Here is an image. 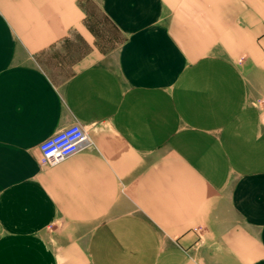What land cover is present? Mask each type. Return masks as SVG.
<instances>
[{
    "label": "crops",
    "instance_id": "0c3cea01",
    "mask_svg": "<svg viewBox=\"0 0 264 264\" xmlns=\"http://www.w3.org/2000/svg\"><path fill=\"white\" fill-rule=\"evenodd\" d=\"M0 264H264V0H0Z\"/></svg>",
    "mask_w": 264,
    "mask_h": 264
},
{
    "label": "built area",
    "instance_id": "2783aa9c",
    "mask_svg": "<svg viewBox=\"0 0 264 264\" xmlns=\"http://www.w3.org/2000/svg\"><path fill=\"white\" fill-rule=\"evenodd\" d=\"M88 144L87 131L81 124L68 125L40 143V162L48 166L56 165Z\"/></svg>",
    "mask_w": 264,
    "mask_h": 264
},
{
    "label": "rangeland",
    "instance_id": "374dc122",
    "mask_svg": "<svg viewBox=\"0 0 264 264\" xmlns=\"http://www.w3.org/2000/svg\"><path fill=\"white\" fill-rule=\"evenodd\" d=\"M102 19V18H101ZM108 24V23H107ZM108 27V30L110 31L109 32V35H110V33H111V38H113L112 40H113V42L115 41V40H118L119 39V35L117 34V32H115V30L112 28V27H110V25L108 24L107 25ZM112 43V42H111Z\"/></svg>",
    "mask_w": 264,
    "mask_h": 264
}]
</instances>
